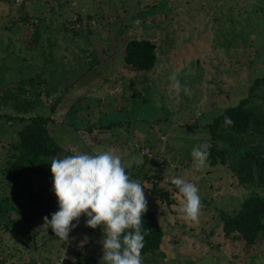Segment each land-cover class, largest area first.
<instances>
[{"label":"rangeland","instance_id":"obj_1","mask_svg":"<svg viewBox=\"0 0 264 264\" xmlns=\"http://www.w3.org/2000/svg\"><path fill=\"white\" fill-rule=\"evenodd\" d=\"M131 36L154 43L151 68L124 62ZM173 72L179 92L169 79ZM263 75L264 0H0V203L5 206L8 193L9 204L26 211L7 220L28 230L26 244L34 248L23 251L17 238L0 264H30L28 257L32 264H61L64 256L75 264H105L102 228L87 227L86 216L73 221L68 241L44 224L59 210L51 166L17 178L7 172L10 142L37 114L49 117L47 129L65 156L112 151L124 167L140 166L136 177L144 185L155 179L173 191L175 202L166 204L144 187L163 237L158 250L142 254L143 264H264V232L243 247L223 236L219 217L251 192L264 195V183L255 175L239 183L230 156L202 171L191 156L198 145H223L206 124ZM254 92L252 101L264 107V83ZM244 140L264 149V132H247ZM174 177L198 187L197 222L180 211Z\"/></svg>","mask_w":264,"mask_h":264},{"label":"trees","instance_id":"obj_2","mask_svg":"<svg viewBox=\"0 0 264 264\" xmlns=\"http://www.w3.org/2000/svg\"><path fill=\"white\" fill-rule=\"evenodd\" d=\"M74 20L78 21L80 18L76 17ZM154 49L155 45L149 38L131 36L124 43L123 60L135 69H149L155 62ZM260 83H264V75L253 80L246 95L239 98L236 104L224 107L206 124L210 137L223 144L217 146L215 144L217 142L213 143L212 141L208 145L210 154L207 163L215 165L216 163L230 162L231 171L237 176L239 183L253 181L254 175L258 181L264 183V149L254 145L245 146L244 140L247 132L258 134L264 132V107L252 101L256 95L254 89ZM225 116L232 119L234 122L232 126H224ZM48 120L49 117L47 116L33 115L28 117L24 124L18 128L17 138L9 144L13 159L7 168V172L9 169L14 178L23 175L26 170L38 174V172H42L43 169L51 166L53 159L63 158L60 156L65 154L62 152L63 147L52 139L47 129ZM228 156L231 157L229 162ZM48 157L49 159H47ZM125 169L131 179L139 180L142 183V178L136 177L137 172L135 171L140 169V166L136 169L133 167H125ZM141 177L152 178L145 173ZM15 181L17 182V180ZM155 182L156 180L152 179L150 186L143 183L142 186L148 189L150 193L157 195L166 204L175 202L172 196L173 191L156 185ZM171 187L176 189L173 184ZM8 198V193L2 198L6 201L5 206L0 203V254L2 257L4 255L10 256L8 249L17 238L18 240L21 239L23 251L34 250L33 247L28 248L26 244V235L30 237L28 230L25 228L15 230L8 223L7 219H10L11 214L16 215L17 218L26 216V211L16 208L11 203L10 205ZM219 217L221 221L220 230L223 236L240 240L243 247L253 245L264 232V195L251 192L239 201L235 210L231 213L220 211ZM35 218L34 216L30 217L32 223H34ZM142 221L143 231L146 232L142 254H151L158 250L163 237V230L153 210L149 207H147ZM15 251L18 256L20 246L15 248ZM30 260L28 257L26 262L32 264Z\"/></svg>","mask_w":264,"mask_h":264},{"label":"clouds","instance_id":"obj_3","mask_svg":"<svg viewBox=\"0 0 264 264\" xmlns=\"http://www.w3.org/2000/svg\"><path fill=\"white\" fill-rule=\"evenodd\" d=\"M169 79L179 92L177 74L173 72ZM183 91L187 93L188 89ZM233 123L230 117H224L225 127ZM209 154L208 145L193 148L191 156L197 171L205 168ZM50 165L59 210L51 214L50 220L45 216L44 224L55 236L68 241L69 233L77 226L73 221L78 223L84 215L87 227L102 228L101 260L105 264H143L145 189L127 174L121 156L112 151L77 153L53 159ZM171 183L183 198L180 211L184 218L197 222L202 207L198 187L180 177L172 178Z\"/></svg>","mask_w":264,"mask_h":264},{"label":"water","instance_id":"obj_4","mask_svg":"<svg viewBox=\"0 0 264 264\" xmlns=\"http://www.w3.org/2000/svg\"><path fill=\"white\" fill-rule=\"evenodd\" d=\"M61 264H75L74 262H72L68 257H62L61 258V261H60Z\"/></svg>","mask_w":264,"mask_h":264},{"label":"crops","instance_id":"obj_5","mask_svg":"<svg viewBox=\"0 0 264 264\" xmlns=\"http://www.w3.org/2000/svg\"><path fill=\"white\" fill-rule=\"evenodd\" d=\"M154 65V64H153Z\"/></svg>","mask_w":264,"mask_h":264}]
</instances>
